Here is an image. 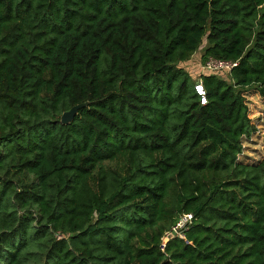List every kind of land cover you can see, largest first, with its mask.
I'll list each match as a JSON object with an SVG mask.
<instances>
[{
	"label": "trees",
	"instance_id": "obj_1",
	"mask_svg": "<svg viewBox=\"0 0 264 264\" xmlns=\"http://www.w3.org/2000/svg\"><path fill=\"white\" fill-rule=\"evenodd\" d=\"M251 87L264 0H0V264H264Z\"/></svg>",
	"mask_w": 264,
	"mask_h": 264
},
{
	"label": "rangeland",
	"instance_id": "obj_2",
	"mask_svg": "<svg viewBox=\"0 0 264 264\" xmlns=\"http://www.w3.org/2000/svg\"><path fill=\"white\" fill-rule=\"evenodd\" d=\"M206 40L203 41L199 52L186 65L189 69H202L201 55L206 46ZM205 71V70H204ZM246 102L250 109V118L253 120L256 131L252 137L245 140V152L240 156L241 162L255 163L264 157V95L259 93L254 87L245 91Z\"/></svg>",
	"mask_w": 264,
	"mask_h": 264
},
{
	"label": "built area",
	"instance_id": "obj_3",
	"mask_svg": "<svg viewBox=\"0 0 264 264\" xmlns=\"http://www.w3.org/2000/svg\"><path fill=\"white\" fill-rule=\"evenodd\" d=\"M237 64H238V62H236V61L223 60V59H218L215 57H210L207 61H205L202 64V69L205 71H219V70H227L228 71V70L233 69L235 66H237ZM197 89H198L200 94H202L203 96L205 95V90H204V86L202 83H200V82L197 83ZM204 101H205V98H203V102ZM256 129H257V126H256ZM245 140H247V138H244V141ZM243 146H244V152H245L244 142H243ZM194 219H195V217H194L193 213L181 214L180 217L178 218V220L176 221V223L174 224V226L171 228V230L166 232V234L164 236V240L168 239L170 237H173V236H179V237L185 239L186 233L192 227Z\"/></svg>",
	"mask_w": 264,
	"mask_h": 264
},
{
	"label": "water",
	"instance_id": "obj_4",
	"mask_svg": "<svg viewBox=\"0 0 264 264\" xmlns=\"http://www.w3.org/2000/svg\"><path fill=\"white\" fill-rule=\"evenodd\" d=\"M89 104L90 102L88 101L79 103L71 107L69 110L63 112L62 117H61V122L65 125L70 124L71 122H73V120L75 119L77 114L80 112V110L84 107L89 106Z\"/></svg>",
	"mask_w": 264,
	"mask_h": 264
}]
</instances>
